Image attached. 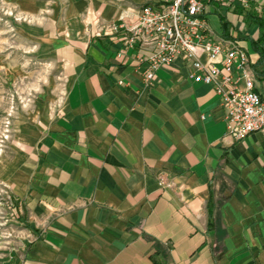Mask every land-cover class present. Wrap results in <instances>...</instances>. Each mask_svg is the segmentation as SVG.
Segmentation results:
<instances>
[{
  "label": "crops",
  "instance_id": "obj_1",
  "mask_svg": "<svg viewBox=\"0 0 264 264\" xmlns=\"http://www.w3.org/2000/svg\"><path fill=\"white\" fill-rule=\"evenodd\" d=\"M4 1L51 72L0 145V189L26 211L16 264H264V130L231 137L182 58L147 80L155 47L129 30L157 0ZM213 8L238 16L220 35L260 37L264 1ZM249 58L234 76L264 97V42Z\"/></svg>",
  "mask_w": 264,
  "mask_h": 264
},
{
  "label": "built area",
  "instance_id": "obj_2",
  "mask_svg": "<svg viewBox=\"0 0 264 264\" xmlns=\"http://www.w3.org/2000/svg\"><path fill=\"white\" fill-rule=\"evenodd\" d=\"M261 1L157 0L141 8L137 23L129 30V47L138 43L155 47L145 61L147 80L175 59H184L190 64L188 78L214 86L224 109L227 133L236 140L264 130V97L251 75L239 85L241 78L236 79L235 73H251L249 51L212 30L208 15L213 7L233 12Z\"/></svg>",
  "mask_w": 264,
  "mask_h": 264
},
{
  "label": "rangeland",
  "instance_id": "obj_3",
  "mask_svg": "<svg viewBox=\"0 0 264 264\" xmlns=\"http://www.w3.org/2000/svg\"><path fill=\"white\" fill-rule=\"evenodd\" d=\"M17 11L0 0V145L14 121L30 109L50 78V70L34 55L32 45L17 30ZM209 25L222 32L221 21L237 22L234 13L208 15ZM242 46L254 54L249 41ZM3 145V144H2ZM0 146V152L2 151ZM26 211L19 199L0 189V264H16L26 239Z\"/></svg>",
  "mask_w": 264,
  "mask_h": 264
},
{
  "label": "trees",
  "instance_id": "obj_4",
  "mask_svg": "<svg viewBox=\"0 0 264 264\" xmlns=\"http://www.w3.org/2000/svg\"><path fill=\"white\" fill-rule=\"evenodd\" d=\"M253 22L259 26L260 30H261V35L260 37L258 38L257 41H253L251 44H252V47L255 49V50H259L260 48V43L261 42H264V24L257 18V19H254ZM224 30H223V33H226L225 32V27L227 26L225 22H223L222 24ZM228 36V35H226Z\"/></svg>",
  "mask_w": 264,
  "mask_h": 264
}]
</instances>
